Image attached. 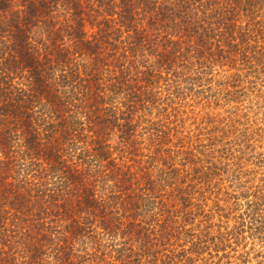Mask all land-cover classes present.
Wrapping results in <instances>:
<instances>
[{
    "label": "trees",
    "instance_id": "16d2710c",
    "mask_svg": "<svg viewBox=\"0 0 264 264\" xmlns=\"http://www.w3.org/2000/svg\"><path fill=\"white\" fill-rule=\"evenodd\" d=\"M259 8L258 0H0V259L130 264L133 255L155 259L153 242L165 239L172 264L170 223L183 226L176 203L164 226L147 219L164 170L143 153L138 127L163 89L180 96L195 72L264 63ZM165 192L169 201L177 194L171 182ZM140 239L148 250L130 247Z\"/></svg>",
    "mask_w": 264,
    "mask_h": 264
},
{
    "label": "rangeland",
    "instance_id": "374dc122",
    "mask_svg": "<svg viewBox=\"0 0 264 264\" xmlns=\"http://www.w3.org/2000/svg\"><path fill=\"white\" fill-rule=\"evenodd\" d=\"M258 1L254 16L264 23V0ZM194 78L180 87V96L163 89L155 106L140 112L150 122L140 124L136 138L144 154L157 156L154 170H164L165 182L163 197L147 219L164 226L176 203L174 218L183 227L170 223L169 229L178 231L171 247L178 257L172 264H264V63L213 64ZM146 125L155 128L147 131ZM167 182L177 193L171 201ZM164 242L152 245L159 260L133 255L130 264H166ZM131 246L148 250L144 239Z\"/></svg>",
    "mask_w": 264,
    "mask_h": 264
}]
</instances>
